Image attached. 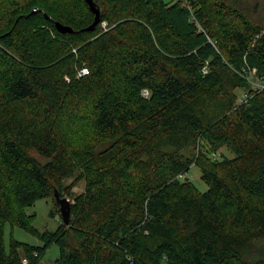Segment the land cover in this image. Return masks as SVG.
Returning <instances> with one entry per match:
<instances>
[{
	"label": "trees",
	"instance_id": "trees-1",
	"mask_svg": "<svg viewBox=\"0 0 264 264\" xmlns=\"http://www.w3.org/2000/svg\"><path fill=\"white\" fill-rule=\"evenodd\" d=\"M93 2L91 31L84 0L2 4L0 264L53 244V264H264V21L244 0ZM47 199L60 224L39 232L25 209ZM6 224L40 244L6 247Z\"/></svg>",
	"mask_w": 264,
	"mask_h": 264
},
{
	"label": "rangeland",
	"instance_id": "rangeland-1",
	"mask_svg": "<svg viewBox=\"0 0 264 264\" xmlns=\"http://www.w3.org/2000/svg\"><path fill=\"white\" fill-rule=\"evenodd\" d=\"M6 0H0V14L2 9V4ZM169 1V0H165ZM244 5H246L248 12L250 13V17L257 21H264V0H244ZM256 8V9H255ZM102 27L104 25L102 24ZM261 84L256 81L253 76L249 77L248 88L246 90H242L239 92L240 95L247 93L248 90H256L259 89ZM226 156L228 158H233L234 154L228 150L220 149L215 158H221L222 156ZM67 179L64 184L70 185L75 183L71 193L73 196L78 195L84 191V182L75 180V177ZM200 170L196 166L190 167L186 178L197 188V190L201 193L207 191L206 184L201 180ZM65 199L68 200L69 203H72V197L65 196ZM57 208L54 204H52L50 199L40 200L36 202L33 206L27 207L25 209L26 215L30 216V224L37 229L39 232H43L44 230L54 231L60 224V220L58 217L52 218L50 216L51 210ZM13 238L16 241L23 242L30 245H38L40 244L39 240L32 235L30 232L23 230L17 227H10L8 224L4 227V242L6 247H8L9 239ZM250 254L258 258H264V240L258 241L256 243H252ZM59 251L55 244L50 246L47 250L43 260L40 264H53L54 260L58 257Z\"/></svg>",
	"mask_w": 264,
	"mask_h": 264
},
{
	"label": "water",
	"instance_id": "water-1",
	"mask_svg": "<svg viewBox=\"0 0 264 264\" xmlns=\"http://www.w3.org/2000/svg\"><path fill=\"white\" fill-rule=\"evenodd\" d=\"M85 3L88 5V8L90 10L91 13H93L94 15V19L92 24L84 29L83 31H91L93 30L99 23V19H100V11L99 9L96 7V5L94 4L93 0H84ZM33 12H36L35 10ZM32 12V13H33ZM44 17L48 20H50L51 18L49 16H47V14L44 13ZM55 28L57 29V31H59L60 33H72L73 30L70 27H66L58 22L54 23ZM56 201L59 205V214L61 217V221L64 225H69V219H70V205L68 200H66L65 198H60L58 196H56Z\"/></svg>",
	"mask_w": 264,
	"mask_h": 264
},
{
	"label": "built area",
	"instance_id": "built-area-1",
	"mask_svg": "<svg viewBox=\"0 0 264 264\" xmlns=\"http://www.w3.org/2000/svg\"><path fill=\"white\" fill-rule=\"evenodd\" d=\"M177 1L183 3L184 5H186L188 0H177ZM103 25L105 27V24H103ZM86 73H87V71L85 69H83V70H81L80 75H84Z\"/></svg>",
	"mask_w": 264,
	"mask_h": 264
}]
</instances>
